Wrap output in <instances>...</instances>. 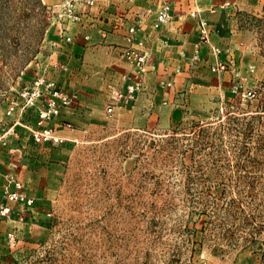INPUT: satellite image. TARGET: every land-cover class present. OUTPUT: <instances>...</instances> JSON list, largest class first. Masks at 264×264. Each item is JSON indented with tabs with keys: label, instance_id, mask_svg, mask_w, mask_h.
<instances>
[{
	"label": "rangeland",
	"instance_id": "obj_1",
	"mask_svg": "<svg viewBox=\"0 0 264 264\" xmlns=\"http://www.w3.org/2000/svg\"><path fill=\"white\" fill-rule=\"evenodd\" d=\"M0 264H264V0H0Z\"/></svg>",
	"mask_w": 264,
	"mask_h": 264
},
{
	"label": "built area",
	"instance_id": "obj_2",
	"mask_svg": "<svg viewBox=\"0 0 264 264\" xmlns=\"http://www.w3.org/2000/svg\"><path fill=\"white\" fill-rule=\"evenodd\" d=\"M171 13L169 12V6L164 4L158 11L155 17L154 27L157 28L161 24L170 21ZM173 27V26H172ZM135 32L134 26L129 28V35L127 36V47L124 50L123 55L133 64L135 71L133 73L134 79L129 82L123 90H113L112 99L114 101L125 100L128 101L135 96V93L139 90L142 77L147 71L146 59H148L147 52L143 49L144 40L137 38L133 40L132 35ZM70 40V37H67ZM114 109V103H110L107 106V111L112 112ZM58 112V108L55 105L54 100H50L47 107H45L41 113V119L48 118ZM33 139L36 142L42 141H57L60 138L55 135L51 128L34 129L32 130ZM17 198V193L14 194ZM31 200H29L30 202Z\"/></svg>",
	"mask_w": 264,
	"mask_h": 264
}]
</instances>
